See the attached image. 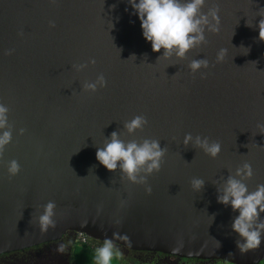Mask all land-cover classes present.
<instances>
[{
    "label": "water",
    "instance_id": "water-1",
    "mask_svg": "<svg viewBox=\"0 0 264 264\" xmlns=\"http://www.w3.org/2000/svg\"><path fill=\"white\" fill-rule=\"evenodd\" d=\"M209 9L219 10L220 31L206 32L207 42L185 59L157 61L163 49L152 50L128 0H0V102L13 127L0 154V254L74 232L179 258L264 260V243L237 248V213L217 202L220 178L245 162L254 169L249 189L264 184V0H207L203 11ZM221 49L227 54L217 62ZM199 58L211 67L194 74L188 64ZM85 63L82 71L73 67ZM101 73L106 87L83 89ZM137 115L149 123L129 134L123 125ZM113 131L167 148L147 184L97 160ZM187 133L219 141L221 153L212 158L186 147ZM11 160L21 166L12 177ZM197 177L206 180L202 192L192 187ZM49 201L55 226L42 231L39 216Z\"/></svg>",
    "mask_w": 264,
    "mask_h": 264
},
{
    "label": "clouds",
    "instance_id": "clouds-1",
    "mask_svg": "<svg viewBox=\"0 0 264 264\" xmlns=\"http://www.w3.org/2000/svg\"><path fill=\"white\" fill-rule=\"evenodd\" d=\"M206 3L207 0H128L133 10L132 14L137 15L141 21L142 35L146 41L151 43L152 50L160 52L163 49V54L157 58V61L161 57L170 59L173 56L185 59L192 49L207 42L206 32L218 33L220 31L219 10L209 9L204 12ZM258 16L264 17V14ZM247 24L249 27H255L248 22ZM51 26H55L54 22H51ZM258 27L259 39L264 40V19L259 21ZM13 51L10 49L7 54L11 55ZM226 54L227 50L221 49L217 53V62H222ZM90 62L96 63L95 59ZM73 67L77 71H82L87 64ZM209 67L211 64L206 58L193 59L188 64V68L194 74ZM106 86L107 79L101 73L95 81L84 83L83 89L96 92ZM9 112V107L0 102V154L13 140V127L9 121ZM148 123L146 116L137 115L126 121L123 127L129 134L134 135L138 130H143ZM258 127L264 129V123H259ZM19 131L23 135L26 129L21 128ZM190 144L202 149L212 158L218 157L222 151L219 141H211L208 137L200 135L193 137L191 133H187L184 145L187 147ZM166 153L167 148L161 146L159 139L144 138L142 141H126L121 139L119 131H113L104 145L97 148L96 158L106 169L119 171L128 181L147 184L148 177L161 170ZM20 167L17 160L9 161V176L18 175ZM229 173L226 179L220 178L217 186V202L225 207H231L232 211L237 213L232 219L231 230L240 238L236 241L237 248L241 252H247L264 243V184L257 185L255 190L249 189L246 181L254 175V169L249 162L237 167L234 174ZM191 184L195 190L202 192L206 180L200 177L193 178ZM147 191L151 192L150 186ZM55 207L53 201H49L44 206V211L39 216V226L42 231L55 226L53 219ZM78 237L82 247L92 242L91 237L86 234L80 233ZM83 237L86 240H83ZM74 256L68 264H75ZM112 258V244L106 241L97 250V260L99 264H111Z\"/></svg>",
    "mask_w": 264,
    "mask_h": 264
},
{
    "label": "flooded vegetation",
    "instance_id": "flooded-vegetation-1",
    "mask_svg": "<svg viewBox=\"0 0 264 264\" xmlns=\"http://www.w3.org/2000/svg\"><path fill=\"white\" fill-rule=\"evenodd\" d=\"M78 247H82L78 233H67L62 238L36 247L20 250L17 252L0 254V264H68L73 260V255ZM126 255L129 250L122 248ZM137 252V251H136ZM156 252L146 254L154 258ZM178 258L166 256L167 263H174ZM162 262L163 260L160 259Z\"/></svg>",
    "mask_w": 264,
    "mask_h": 264
},
{
    "label": "trees",
    "instance_id": "trees-1",
    "mask_svg": "<svg viewBox=\"0 0 264 264\" xmlns=\"http://www.w3.org/2000/svg\"><path fill=\"white\" fill-rule=\"evenodd\" d=\"M91 244L84 247H78L75 250L74 261L75 264H99L97 260V250L104 245L105 242L95 240L93 238ZM93 245L94 247H92ZM99 246V247H98ZM113 258L111 264H170L167 263L165 258L176 256H170L162 252H156L154 258H149L146 254H151V251H135L130 250L129 255H125L124 251L120 247L112 245ZM160 259L163 261L161 262ZM86 261H88L86 263ZM171 264H233L230 262H224L221 260H201L198 258L180 257L178 261ZM259 264H264V260Z\"/></svg>",
    "mask_w": 264,
    "mask_h": 264
},
{
    "label": "built area",
    "instance_id": "built-area-1",
    "mask_svg": "<svg viewBox=\"0 0 264 264\" xmlns=\"http://www.w3.org/2000/svg\"><path fill=\"white\" fill-rule=\"evenodd\" d=\"M83 240H86L85 237H83Z\"/></svg>",
    "mask_w": 264,
    "mask_h": 264
},
{
    "label": "rangeland",
    "instance_id": "rangeland-1",
    "mask_svg": "<svg viewBox=\"0 0 264 264\" xmlns=\"http://www.w3.org/2000/svg\"><path fill=\"white\" fill-rule=\"evenodd\" d=\"M88 261H86V263H87Z\"/></svg>",
    "mask_w": 264,
    "mask_h": 264
}]
</instances>
